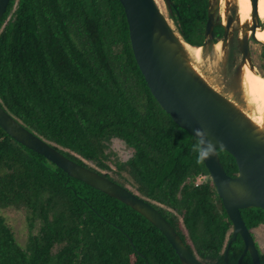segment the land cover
Listing matches in <instances>:
<instances>
[{
	"label": "trees",
	"instance_id": "16d2710c",
	"mask_svg": "<svg viewBox=\"0 0 264 264\" xmlns=\"http://www.w3.org/2000/svg\"><path fill=\"white\" fill-rule=\"evenodd\" d=\"M208 3L169 0L170 18L192 46L203 44ZM0 105L69 159L150 202L199 260L223 264L231 221L212 181L195 183L209 174L199 142L152 96L119 0H10L0 19ZM112 138L127 146V158L106 151ZM217 154L235 175L232 155ZM112 170L117 178L103 173ZM4 208L27 216L30 229L39 223L23 247ZM240 213L248 229L264 224L261 208ZM242 248L238 235L226 264H237ZM259 259L264 264L260 250ZM0 264L183 263L139 212L68 176L0 126ZM240 264H252L250 256Z\"/></svg>",
	"mask_w": 264,
	"mask_h": 264
},
{
	"label": "water",
	"instance_id": "95a60500",
	"mask_svg": "<svg viewBox=\"0 0 264 264\" xmlns=\"http://www.w3.org/2000/svg\"><path fill=\"white\" fill-rule=\"evenodd\" d=\"M9 1L0 0V19ZM119 1L125 12L135 61L152 96L178 126L198 140L201 159L231 221L232 231L223 264L227 263L229 245L238 235L243 241V250L237 264L241 263L246 252L250 254L252 264H260L258 249L240 210L258 207L264 211V133L257 131L238 107L191 69L180 34L173 30L154 0ZM165 1L168 7L169 0ZM250 2L252 21L255 22L258 0ZM217 6L218 0L215 6L210 1L208 3L205 37L213 36ZM242 53L243 63L249 61L247 47H242ZM0 126L13 139L43 155L68 176L116 198L143 215L161 231L183 264H216L199 260L150 202L97 170L69 159L28 130L1 105ZM217 149L227 151L235 159V175L226 173Z\"/></svg>",
	"mask_w": 264,
	"mask_h": 264
},
{
	"label": "rangeland",
	"instance_id": "374dc122",
	"mask_svg": "<svg viewBox=\"0 0 264 264\" xmlns=\"http://www.w3.org/2000/svg\"><path fill=\"white\" fill-rule=\"evenodd\" d=\"M160 11L165 15V17L168 19L171 27L175 32H177L176 26L174 25V22L169 15V10L167 7V3L165 0H154ZM211 4L215 6L216 0H210ZM220 2V0H219ZM231 3V4H230ZM237 7V13L242 12L245 16V18L250 14V12L247 10V4L245 0H239L236 3H234ZM230 5H233V2H228L226 6L228 8H231ZM258 18V17H257ZM259 22L263 25L264 19H263V8L259 7ZM251 24V22H249ZM178 33V32H177ZM259 41V40H258ZM259 46L257 45L255 49L252 50L251 56L252 59L248 62L255 68L257 71L264 75V67L261 66V60L262 58L258 57L259 54ZM229 60L227 59V51L226 48L221 46L218 51H215L213 48L212 43L208 45L202 46L201 49V57L199 60H189L192 64L195 66L194 68L196 71L200 74V76L218 93H220L224 98L231 100L234 102L237 106H239L242 110L246 109V103L243 99L242 90L240 87V79H239V68L241 66L239 60L238 61H232L229 64ZM199 63V64H198ZM247 114V112L245 111ZM248 115V114H247ZM249 118H251L248 115ZM251 120H253L251 118ZM106 151L111 154V157L116 158H127V156L130 154L129 149L127 146L117 140V139H110L106 142ZM90 166L93 164L91 162H88ZM111 168L114 169V166L112 163H110ZM108 173L114 178H117L116 175L111 171H103V173ZM203 177H197L195 179V183H202L205 182V180H209L208 174L201 175ZM197 180V181H196ZM1 214L6 220V222L9 224V226L12 228L16 240L19 243L20 246H24L27 235L30 232H36L38 229V222H35L33 224V227L30 229L27 216L19 210H15L13 208H4L1 210ZM254 236L257 240V245L259 247V250L264 253V224L262 223L258 227L254 228L253 231Z\"/></svg>",
	"mask_w": 264,
	"mask_h": 264
},
{
	"label": "bare ground",
	"instance_id": "6f19581e",
	"mask_svg": "<svg viewBox=\"0 0 264 264\" xmlns=\"http://www.w3.org/2000/svg\"><path fill=\"white\" fill-rule=\"evenodd\" d=\"M237 1L239 0H220L219 7L221 9V13L222 14L224 13L226 9V4L228 2L236 3ZM245 1L247 4V10L250 12V14L245 18L242 12H238L237 18L241 23L249 24V22H252L251 2L250 0H245ZM260 5L263 8V19H264V0H258L257 3L258 18H259ZM224 16L226 15H223V17ZM254 37L260 42H262L264 45V24L261 27H256V29L254 30ZM181 44L189 60L191 59L197 61L200 59L202 46H192L191 44L186 43L184 40H182ZM220 46H221V42L219 40L213 44V48L215 49V51H218ZM188 64L191 67V69L200 76V74L194 68L195 66L192 64V62L188 61ZM239 79H240V87L242 90L243 99L246 103L247 110L245 111L253 120H251V118L248 117L245 111L242 110L239 106H237L234 102H232L231 100L229 101L233 105L238 107L242 111V113H244V115L250 120V122L257 129V131L264 133V75L259 73L257 69H255L248 61H246L245 63H243L242 61V64L239 68Z\"/></svg>",
	"mask_w": 264,
	"mask_h": 264
},
{
	"label": "flooded vegetation",
	"instance_id": "af4514ba",
	"mask_svg": "<svg viewBox=\"0 0 264 264\" xmlns=\"http://www.w3.org/2000/svg\"><path fill=\"white\" fill-rule=\"evenodd\" d=\"M219 6H220V4H219V0H218V6H217V9L215 11L216 19H215V26H214L215 28L213 27V36L212 37H205L203 44L201 46H204V45L206 46L210 43H212V45H213L214 43H216L219 40L220 42H222V46L224 48H226L227 59H230L229 64L231 63V60L232 61L233 60L234 61L239 60L240 64H242V61H243L242 47H247L248 55H249V58L251 60L252 59V56H251L252 50L255 49L256 46L258 45L260 48L258 57L262 58L261 66L264 67V56H263L264 46H263V43L258 41L257 39H255L253 37V30H254L253 28H255L257 26H261V23L259 22L258 18H257V20H255V22L252 21L251 24L241 23L237 18V7L234 3H233V5H230L231 8H228V6H226V9L224 11L225 14L221 13V9ZM223 15H226V16L223 17ZM225 34H226V37H224ZM215 35H219L220 39H218L215 42L211 41L215 37ZM246 61H248V60H246ZM253 229H249V231L252 235L253 241H254L255 246L257 247L258 253H259V247L257 245V240L254 236V232H252ZM231 231H232V229H231ZM231 231H230V233H231ZM236 239H237V237H236ZM242 250H243V248H242ZM246 254H248L250 256V254L248 252H246Z\"/></svg>",
	"mask_w": 264,
	"mask_h": 264
},
{
	"label": "clouds",
	"instance_id": "9594fccd",
	"mask_svg": "<svg viewBox=\"0 0 264 264\" xmlns=\"http://www.w3.org/2000/svg\"><path fill=\"white\" fill-rule=\"evenodd\" d=\"M261 27V26H260ZM203 174H205V173H203ZM203 174H200V175H203ZM200 175H198L197 177H199ZM208 176H209V174H208ZM209 178H210V176H209ZM211 180V179H210ZM205 181H207V180H205ZM197 184H199V183H197Z\"/></svg>",
	"mask_w": 264,
	"mask_h": 264
},
{
	"label": "built area",
	"instance_id": "2783aa9c",
	"mask_svg": "<svg viewBox=\"0 0 264 264\" xmlns=\"http://www.w3.org/2000/svg\"><path fill=\"white\" fill-rule=\"evenodd\" d=\"M200 177H203V176L200 175Z\"/></svg>",
	"mask_w": 264,
	"mask_h": 264
},
{
	"label": "snow or ice",
	"instance_id": "6c2138e0",
	"mask_svg": "<svg viewBox=\"0 0 264 264\" xmlns=\"http://www.w3.org/2000/svg\"><path fill=\"white\" fill-rule=\"evenodd\" d=\"M253 2H254V0H253Z\"/></svg>",
	"mask_w": 264,
	"mask_h": 264
}]
</instances>
